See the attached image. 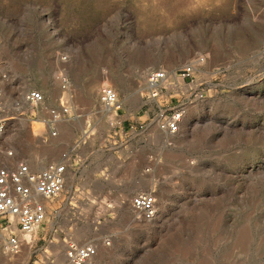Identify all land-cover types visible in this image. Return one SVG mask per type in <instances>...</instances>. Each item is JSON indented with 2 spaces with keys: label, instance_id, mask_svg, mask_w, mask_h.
Returning a JSON list of instances; mask_svg holds the SVG:
<instances>
[{
  "label": "rangeland",
  "instance_id": "obj_1",
  "mask_svg": "<svg viewBox=\"0 0 264 264\" xmlns=\"http://www.w3.org/2000/svg\"><path fill=\"white\" fill-rule=\"evenodd\" d=\"M263 37L264 0H0L6 103L30 88L50 101L60 67L74 108L46 144L33 135L40 124L8 120L0 158L12 148L44 162L82 129L94 131L52 202L59 239L111 236L92 264H264ZM197 53L204 70L226 69L205 77L210 91L188 107L171 145L147 119L125 143L107 138L95 105L101 85L134 112L147 70L179 68ZM143 186L157 198L151 220L134 219L128 206ZM81 210L105 215L96 232L89 224L96 218H81ZM61 246L37 240L33 250L0 253V264H64Z\"/></svg>",
  "mask_w": 264,
  "mask_h": 264
},
{
  "label": "built area",
  "instance_id": "obj_2",
  "mask_svg": "<svg viewBox=\"0 0 264 264\" xmlns=\"http://www.w3.org/2000/svg\"><path fill=\"white\" fill-rule=\"evenodd\" d=\"M259 53L264 54V37ZM204 62L205 56L197 53L179 68L147 70L136 112H129L125 108L123 99L111 85H101L95 105L107 127V138L119 144L125 143L128 135L144 129V120L147 119V123L153 125L161 135L162 142L171 145L170 141L179 132L188 107L207 97L210 81L205 77L220 74L226 69V66H216L204 70ZM52 78L57 89L50 101L41 90L30 88L10 98L7 104L4 92L6 74L0 69V135L4 133L8 120L21 116L29 124L36 122L41 125L37 133L33 134L39 143L46 144L58 136V125L74 117L73 89L63 68L57 67ZM138 112L145 116L142 121L135 117ZM88 130L82 129L55 158L44 162L38 156L27 157L12 148L3 151V157L0 158L1 254L14 256L23 247L33 250L37 240L47 245L57 244L60 240L64 264H92L99 247L110 244L109 234L83 241L72 235L59 239V228L53 220L58 217L60 208L50 206L63 193L66 175L78 161L76 152L88 139L84 138ZM90 196L92 199H86L85 205L91 207L96 197ZM128 206L134 219L151 220L156 213L154 190L149 186L139 188L130 195ZM81 212V218H96L89 222L96 232L99 219L105 215L96 213L94 216L86 211ZM42 252L48 259L49 254L44 249Z\"/></svg>",
  "mask_w": 264,
  "mask_h": 264
},
{
  "label": "bare ground",
  "instance_id": "obj_3",
  "mask_svg": "<svg viewBox=\"0 0 264 264\" xmlns=\"http://www.w3.org/2000/svg\"><path fill=\"white\" fill-rule=\"evenodd\" d=\"M18 118V117H17ZM26 121V120H25ZM11 121H7V123H6V127H5V131L4 132H6V129H7V126L9 125V123H10ZM28 122V121H27ZM29 123V122H28ZM38 124V123H36V122H30V124ZM92 135H94V131L92 130V129H89L88 130V134L87 135H85L84 136V138H90V136H92ZM66 179H65V184H66ZM65 184H64V186H65ZM156 200H157V198H156ZM157 202V201H156ZM52 208L54 207V204H51L50 205ZM157 212V211H156ZM155 215H156V213H155ZM76 234H81V232H76ZM77 236V235H76ZM78 237V236H77Z\"/></svg>",
  "mask_w": 264,
  "mask_h": 264
},
{
  "label": "crops",
  "instance_id": "obj_4",
  "mask_svg": "<svg viewBox=\"0 0 264 264\" xmlns=\"http://www.w3.org/2000/svg\"><path fill=\"white\" fill-rule=\"evenodd\" d=\"M136 112V111H135ZM138 118H139V116H138Z\"/></svg>",
  "mask_w": 264,
  "mask_h": 264
}]
</instances>
